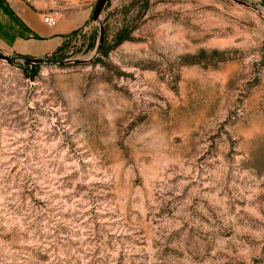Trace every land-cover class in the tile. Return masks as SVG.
Masks as SVG:
<instances>
[{"label":"rangeland","instance_id":"rangeland-1","mask_svg":"<svg viewBox=\"0 0 264 264\" xmlns=\"http://www.w3.org/2000/svg\"><path fill=\"white\" fill-rule=\"evenodd\" d=\"M80 1L0 51V264H264V0Z\"/></svg>","mask_w":264,"mask_h":264},{"label":"crops","instance_id":"crops-1","mask_svg":"<svg viewBox=\"0 0 264 264\" xmlns=\"http://www.w3.org/2000/svg\"><path fill=\"white\" fill-rule=\"evenodd\" d=\"M6 2L22 24L15 22L0 7V51L8 55L41 57L54 52L73 30L81 27L89 18L91 8L82 1L2 0ZM46 12L55 17L53 26L43 21ZM36 33L41 38H35Z\"/></svg>","mask_w":264,"mask_h":264},{"label":"water","instance_id":"water-1","mask_svg":"<svg viewBox=\"0 0 264 264\" xmlns=\"http://www.w3.org/2000/svg\"><path fill=\"white\" fill-rule=\"evenodd\" d=\"M237 2H240V0H234ZM107 2V0H97L96 5L93 8V12H92V18L95 20H99L100 18V14L101 11L105 5V3ZM103 39H104V33H103V27L100 26V38H99V43L97 45V49H100L102 43H103ZM0 58L1 59H5L7 61H10L11 58L8 57L7 55L0 53ZM68 61H57V60H49V59H41V58H30V59H26L23 60V63L25 64H36V65H62L67 63Z\"/></svg>","mask_w":264,"mask_h":264},{"label":"trees","instance_id":"trees-1","mask_svg":"<svg viewBox=\"0 0 264 264\" xmlns=\"http://www.w3.org/2000/svg\"><path fill=\"white\" fill-rule=\"evenodd\" d=\"M0 7L3 10V12H5L9 18L13 19L15 22H19L20 24H22V22L20 21V19L15 15L14 11L11 9V7L4 1L0 0ZM92 17V15H91ZM32 36L35 38H41L40 36H38L36 33H32ZM94 41L91 42V46H94ZM65 43L63 42L62 45L60 47H58L51 55L46 56L44 58L41 59H49V60H53L56 58V54H58L60 51H62L65 48ZM101 49V47H100ZM101 53H104V50L101 49L100 50ZM1 53V52H0ZM66 56H64L65 58ZM15 58H20L21 60H26V59H30V58H34V57H30L27 55H20V54H15ZM12 60V59H11ZM39 65L36 64H25L23 65L24 68H30L32 69L33 75L36 73V69H38Z\"/></svg>","mask_w":264,"mask_h":264},{"label":"built area","instance_id":"built-area-1","mask_svg":"<svg viewBox=\"0 0 264 264\" xmlns=\"http://www.w3.org/2000/svg\"><path fill=\"white\" fill-rule=\"evenodd\" d=\"M43 21L44 23H46L48 26H53L54 23H55V18L52 14L50 13H47V14H44L43 16Z\"/></svg>","mask_w":264,"mask_h":264}]
</instances>
